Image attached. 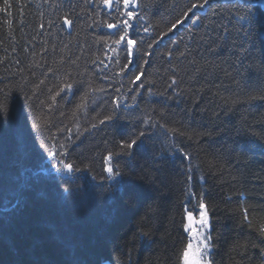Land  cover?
Masks as SVG:
<instances>
[{
    "label": "trees",
    "instance_id": "16d2710c",
    "mask_svg": "<svg viewBox=\"0 0 264 264\" xmlns=\"http://www.w3.org/2000/svg\"><path fill=\"white\" fill-rule=\"evenodd\" d=\"M191 2L137 0L134 10L149 28L133 32L141 47L135 66L142 65L144 72V87L137 88L130 83L135 75L121 72L127 62L122 51L115 63V45L108 38L117 29L107 23L126 18L123 0L118 10L116 0L111 9L103 0H8L11 7L0 11V105H6L9 119L28 117L29 129L32 117L39 116L45 130L32 132L26 160L10 137H0V209L23 196L20 207L10 211L19 218L0 211L5 221L0 223V264H73L74 259L80 264H179L187 192L205 194L214 264H264V28L239 19L248 0H210L215 23H204L211 31L186 20L168 33ZM206 11L207 5L197 14L203 17ZM189 28L198 45L190 40ZM186 45L192 50L182 56ZM218 45L215 53L207 51ZM66 82L73 90L61 93L50 109V96ZM117 95L121 118L114 128L99 130ZM146 117H151L147 127ZM81 118L86 123L80 140ZM145 127L146 136L130 150L134 162L114 158L126 168L119 169V181L92 183L94 201L77 198L83 181L67 186L70 197L59 204L48 191L42 198L34 179L22 176L27 163L45 154L40 144L49 136L54 137L49 146L62 136L69 161L92 175L95 158L119 150L117 143L125 137L116 133Z\"/></svg>",
    "mask_w": 264,
    "mask_h": 264
},
{
    "label": "snow or ice",
    "instance_id": "6c2138e0",
    "mask_svg": "<svg viewBox=\"0 0 264 264\" xmlns=\"http://www.w3.org/2000/svg\"><path fill=\"white\" fill-rule=\"evenodd\" d=\"M104 5H106L109 9L113 7V0H103ZM117 10L119 6V0H116ZM130 5L132 6V10H130ZM208 6V11L205 12V15L202 17L197 14L198 9H205V6ZM139 5L137 4V0H123V13L122 15L126 17L123 20L117 21L116 23H107L108 29H117V31L109 34V39L112 41V44L115 47L111 48V51L116 54L115 63H120L119 52L123 51L126 54L127 62L121 68V72L131 70L133 66V49L137 43V40L133 38V32H136L137 35L140 30L144 33L149 31V28L146 26H142L143 17L139 16L138 13L134 10ZM11 7L8 3V0H5V7L0 9V11H6L7 8ZM236 7V5H233ZM209 11H211L212 16L215 15V9L212 8L210 0H192V2L186 5V10L183 11L182 15L176 19L174 23L168 28L167 32L171 33L178 26L182 25L186 20H191V25L196 26L198 24L203 25L205 28H209V24H205L204 21L208 20L209 23L214 24L215 21L211 19L209 16ZM191 14V16H190ZM240 20H246L249 26H258L260 28H264V0H248L246 14L239 17ZM64 24L71 27L72 21L67 17L64 18ZM211 31L212 29L209 28ZM189 38L193 40L195 44H199L200 41H196L194 35L192 34V29H188ZM167 35V33L162 34ZM113 37H118L113 39ZM183 40V37L181 38ZM107 43V41H106ZM172 43H177L173 41ZM152 45H149L151 47ZM208 47L207 51L210 53H215L218 49ZM192 49L186 45L185 52H181L180 55H185L187 51H191ZM171 56V52L168 53ZM145 55H150V53H145ZM103 63V61H101ZM148 61L145 60L144 64H147ZM107 64H105V68H107ZM138 69V74L131 79V83L137 85V88H143L144 84L141 82V77L143 76V67L142 65H136ZM139 82V83H138ZM41 84L44 81L40 82ZM172 84H176V79L172 78ZM39 88V85H37ZM73 90L72 83H64L63 86L59 87V89L55 92L54 95L50 96L52 104L48 105L51 109L52 106L56 103L57 97L61 96V93L66 91L70 92ZM51 92V89H49ZM99 91H103V89H99ZM117 92L120 89H116ZM131 91V89H130ZM139 94V93H138ZM149 94H152L151 92ZM87 95V94H85ZM261 98H264L262 96ZM81 99H84L82 97ZM133 101L136 100V96L132 97ZM119 97L113 99V104L115 108L111 112V114L104 116L103 119L99 121L101 125L106 122H112L120 119L121 117L117 116V111L120 109ZM44 102L41 101V104ZM80 105L78 107H82ZM127 107H132L129 105ZM28 108L31 109L32 105L28 104ZM7 107L6 105H0V137L7 136L10 137L16 146L17 153L22 159H28L31 154L30 142L32 139V132L42 133L45 129L43 124L40 122L39 116H33L31 121V129L26 125V120L28 117L21 115L16 119L7 118ZM151 121V117H146L144 120V124L147 127ZM115 127L116 125L113 124ZM151 126H155L152 124ZM92 127H96L95 124ZM146 127L136 132H130L126 135L125 138L121 139L117 143L118 151L109 152L104 157V171L107 173V179L113 182L119 181L123 173H121L119 169V165H114L112 163L114 157H130L131 151L134 147L137 146L138 141L141 140L142 137L146 136ZM163 127V125H161ZM69 135L67 137L68 140L72 139V129L67 130ZM171 131L176 132V129H172ZM183 134V133H181ZM54 140V137L44 138V142L40 144V148L43 149L44 152L47 153L48 160H41L35 168L24 167L23 168V176L26 178L35 177L42 178L46 175H50L51 171L54 170L57 173H66L69 176L74 173L87 172L88 168L85 167L81 169L76 166L74 162H70L66 159L69 155L67 148L64 144H60L58 147L53 144L49 146L48 141ZM181 151H183L181 149ZM185 158H188L187 156ZM55 160L56 164L51 165V161ZM191 177H189L190 179ZM115 184H113V187ZM65 192H68L69 189H63ZM187 199L183 206V216H182V231L186 234V241L183 246V250L179 256V264H214V257L212 256V250L214 248L213 236L211 234L212 224L211 217L209 215L208 206L205 203V194L203 192L196 194L194 192L186 193ZM23 196L21 195L18 198V202L15 205V209L20 207V201H22ZM195 200V203H193ZM5 213H7V209H4ZM12 215V214H9ZM247 219V216L245 217ZM5 222L4 220H0V223ZM261 232L264 233V227L261 228ZM70 241L65 240L64 245H70ZM73 264H80L78 259H74Z\"/></svg>",
    "mask_w": 264,
    "mask_h": 264
},
{
    "label": "rangeland",
    "instance_id": "374dc122",
    "mask_svg": "<svg viewBox=\"0 0 264 264\" xmlns=\"http://www.w3.org/2000/svg\"><path fill=\"white\" fill-rule=\"evenodd\" d=\"M69 120V119H68ZM67 120V121H68ZM10 250H11V252H13L14 254H15V250H13L12 248H10ZM31 257H29L28 255H26V257H25V260H26V262H29L31 259H30Z\"/></svg>",
    "mask_w": 264,
    "mask_h": 264
},
{
    "label": "water",
    "instance_id": "95a60500",
    "mask_svg": "<svg viewBox=\"0 0 264 264\" xmlns=\"http://www.w3.org/2000/svg\"><path fill=\"white\" fill-rule=\"evenodd\" d=\"M105 264H108V263H105Z\"/></svg>",
    "mask_w": 264,
    "mask_h": 264
},
{
    "label": "bare ground",
    "instance_id": "6f19581e",
    "mask_svg": "<svg viewBox=\"0 0 264 264\" xmlns=\"http://www.w3.org/2000/svg\"><path fill=\"white\" fill-rule=\"evenodd\" d=\"M80 186V185H79Z\"/></svg>",
    "mask_w": 264,
    "mask_h": 264
}]
</instances>
